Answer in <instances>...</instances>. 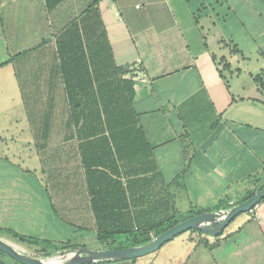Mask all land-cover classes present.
Instances as JSON below:
<instances>
[{
	"label": "crops",
	"instance_id": "crops-1",
	"mask_svg": "<svg viewBox=\"0 0 264 264\" xmlns=\"http://www.w3.org/2000/svg\"><path fill=\"white\" fill-rule=\"evenodd\" d=\"M93 2L0 0V228L19 218L9 229L44 237L47 217L96 237L101 227L147 223L166 206L226 209L256 191L264 183V0H206L210 25L228 32L216 42L198 32L195 45L173 0H98L113 62L134 84L128 107L110 92L103 103L101 78L82 71L67 79L80 84L76 93L65 86L57 37ZM248 212L213 256L219 264H264V199ZM106 262L93 264H131Z\"/></svg>",
	"mask_w": 264,
	"mask_h": 264
},
{
	"label": "trees",
	"instance_id": "trees-1",
	"mask_svg": "<svg viewBox=\"0 0 264 264\" xmlns=\"http://www.w3.org/2000/svg\"><path fill=\"white\" fill-rule=\"evenodd\" d=\"M98 0H94L93 3L88 5L80 19L71 21L68 27L62 31L57 37V45L60 58L66 59L65 62L69 64V70L63 71L65 86L68 88L69 93L74 91L76 93L77 89L79 90L80 84H74L67 82V79L71 77L79 76L80 71H82L83 76L91 77L94 75L95 77L101 78V84L99 85V90H101V94L105 95V99L102 100L103 103L108 104V92L114 93L115 102L118 103V106L124 107L126 103L127 107L130 106V102L134 97L135 91L133 88V82L128 80H122L121 75L127 73L129 70L126 67L116 66L113 62V56L111 52V47L108 43L106 30L103 24L102 19L100 18L99 11L97 8ZM35 48V47H34ZM66 51V52H65ZM63 52L64 55H63ZM22 54V53H18ZM87 54V55H86ZM63 61V60H62ZM80 61H83L82 68L80 66ZM88 64L90 66L91 72L89 71ZM78 65V67H77ZM85 67V70H84ZM258 79V78H256ZM260 82V81H259ZM261 86L263 84L261 83ZM117 96L116 97V94ZM113 100V99H111ZM78 100L76 98L70 97V104L72 108H76ZM106 113L104 115L105 118L111 117L114 113L113 110L111 113L108 112V109H105ZM75 112V111H73ZM75 114V113H73ZM73 115H71L72 117ZM76 116V115H75ZM74 116V122L76 123V118ZM119 117V116H118ZM115 120V116L112 117ZM122 119V123L128 122L125 116L120 117ZM117 119V117H116ZM116 122V120H115ZM135 122V121H134ZM107 123H112L107 121ZM117 123V122H116ZM264 184V183H263ZM262 184V185H263ZM260 185L258 189L262 186ZM257 189V190H258ZM255 190L247 192L236 204L246 200L249 198ZM232 205H226L225 208H229ZM200 210H190L183 213H179L171 207L170 209L166 206V210L162 213L158 212L157 214L148 213V222L135 223L137 226H125V227H110V228H99L96 231V238L103 241H110L113 243V246L108 248H123L128 246H136L140 244H144L150 241L153 237L159 235L165 229L170 227L171 225L187 218L192 215L201 213ZM234 220V219H233ZM232 220V221H233ZM231 221V222H232ZM230 222V223H231ZM244 224L242 226L237 227L234 231L225 233V229L222 234L218 236H213V239L210 241L206 238H202L200 234L203 232L191 229L186 231V233L190 234V238L194 236L197 239L196 243L204 246L205 248L212 250H218L221 246L222 241H226L238 235L240 231L243 229ZM82 230V229H76ZM10 235L17 239L19 242H36L40 243V245H44L42 250V257L52 255L53 253L61 250V249H71L76 246H83L78 243H67L65 245H56L50 244L47 240H36V238L29 237L15 231H10ZM34 239V240H33ZM45 245H51V251L47 252L45 249ZM142 257V256H140ZM140 257L129 259L131 264H136L137 260ZM108 262L109 260H102L99 262ZM0 264H3L0 261ZM93 264V263H88Z\"/></svg>",
	"mask_w": 264,
	"mask_h": 264
},
{
	"label": "rangeland",
	"instance_id": "rangeland-1",
	"mask_svg": "<svg viewBox=\"0 0 264 264\" xmlns=\"http://www.w3.org/2000/svg\"><path fill=\"white\" fill-rule=\"evenodd\" d=\"M173 2H174L173 9L177 13L179 17L180 25L183 27L184 33L191 45H195L197 43L196 41L199 40L194 36V34L198 32H200V34L203 37H206L207 35V37H209L208 40H211V42H216V40L221 38L220 34L226 33L227 30L225 26H221L220 28L219 25H216L215 27L210 25V18L212 16H215V12H213L212 8L209 6L208 3L205 4L203 3L206 2V0H173ZM214 6L215 5H213V8H215V10H218V12L220 11V9H222L220 5L215 7ZM28 39L32 41L31 37H28ZM211 45H213L212 47L215 46V44L213 43H211ZM237 60H238L237 58L233 57V61H237ZM262 83L264 85V80L262 81ZM27 182L28 181H26V183ZM33 203L34 202H32L30 205H33ZM39 203H41V206H43V203L41 201H39ZM250 217L251 215L249 212H243L238 214L234 218V220L225 228V233L234 231L235 229H237V227L242 226L247 220L250 219ZM6 220L7 218L0 219V223L4 225ZM43 220H44L45 228L41 232L45 234V236L33 237L36 238V240L39 241L47 240L50 242V244L53 245L78 243V244H82L83 246L91 250H104L114 245L110 241H103L97 239L96 237H94L92 233H90V231L87 232L85 231L81 235L80 232L74 230L71 226L59 224L55 220L51 221L47 217L44 218ZM10 222H12V224L10 226H7L8 228L6 229H4L3 227L0 228V234H3L13 239V241L11 242L19 245L21 249L25 247L27 250L26 251L24 249L23 250L26 253L41 257L42 252H40V250L43 249L42 247L44 245H40V243H36V242L22 243L19 242L17 239L13 238L10 235L11 233L10 231H13L15 226L18 227V225L20 224V220L19 218H13L11 219ZM9 228H13V230ZM26 230L28 231L30 229H26ZM29 232H31V230ZM200 235L202 238L204 237L210 241L213 239V235L207 233H203ZM194 236L195 235H193V237L190 238V234L188 233L178 235L174 237L172 240L166 242L158 250L145 254L142 257H140L137 260L136 264H184L185 262L184 255L186 253H189L190 251L195 255L191 258V261L187 262L186 264H219V260L213 258V256L217 254V251L216 250L210 251L204 246L197 244L196 243L197 239H195ZM45 249L47 252L51 251V245H45ZM66 250L67 249H61L50 256L52 257L56 256L58 258L63 259L69 255V253L65 252ZM0 261H2L3 264H20L1 251H0ZM113 263L116 264L115 262ZM113 263H109V264H113Z\"/></svg>",
	"mask_w": 264,
	"mask_h": 264
},
{
	"label": "water",
	"instance_id": "water-1",
	"mask_svg": "<svg viewBox=\"0 0 264 264\" xmlns=\"http://www.w3.org/2000/svg\"><path fill=\"white\" fill-rule=\"evenodd\" d=\"M262 199H264V184L249 198L238 204L226 209L204 211L187 217L171 225L150 241L136 246L104 250H91L85 246H76L65 251L69 253L67 257L51 262L48 261L52 257L50 255L44 257L30 255L17 247L16 244L0 237V251L20 264H88L102 260H129L154 252L174 237L191 229L218 236L223 233L224 229L238 214L251 211Z\"/></svg>",
	"mask_w": 264,
	"mask_h": 264
},
{
	"label": "bare ground",
	"instance_id": "bare-ground-1",
	"mask_svg": "<svg viewBox=\"0 0 264 264\" xmlns=\"http://www.w3.org/2000/svg\"><path fill=\"white\" fill-rule=\"evenodd\" d=\"M16 246H17V247H20V246L17 245V244H16ZM58 259H59L58 257L53 256V257L49 258L48 261L55 262V261H57Z\"/></svg>",
	"mask_w": 264,
	"mask_h": 264
}]
</instances>
